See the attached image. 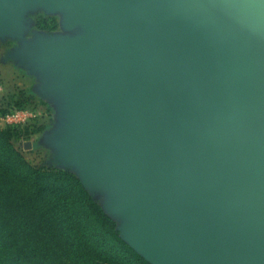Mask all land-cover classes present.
<instances>
[{
	"label": "water",
	"instance_id": "water-1",
	"mask_svg": "<svg viewBox=\"0 0 264 264\" xmlns=\"http://www.w3.org/2000/svg\"><path fill=\"white\" fill-rule=\"evenodd\" d=\"M35 6L90 31L13 56L62 98L57 158L109 189L123 240L151 264H264V0H0V34Z\"/></svg>",
	"mask_w": 264,
	"mask_h": 264
},
{
	"label": "trees",
	"instance_id": "trees-1",
	"mask_svg": "<svg viewBox=\"0 0 264 264\" xmlns=\"http://www.w3.org/2000/svg\"><path fill=\"white\" fill-rule=\"evenodd\" d=\"M48 22L54 23L44 20V29H51ZM8 112L0 109V116ZM22 131L0 127V264H151L123 240L70 167L25 159L14 144Z\"/></svg>",
	"mask_w": 264,
	"mask_h": 264
},
{
	"label": "rangeland",
	"instance_id": "rangeland-1",
	"mask_svg": "<svg viewBox=\"0 0 264 264\" xmlns=\"http://www.w3.org/2000/svg\"><path fill=\"white\" fill-rule=\"evenodd\" d=\"M49 19H53L54 23L48 22L47 26H51V29H44L43 21ZM69 19V9L29 7L19 19L18 31L0 34V109L11 111L15 103H20L23 109L32 114L25 125L19 126L23 133L14 144L21 149L25 159L35 166L67 167L58 160V150L52 140L57 134L66 135L69 129L64 122L62 98L58 95L53 100L43 95L46 84L31 74L13 55L31 49L39 42H50L53 38L68 43L91 35L83 24L71 25ZM0 127L3 128V125L0 124ZM24 129L27 134H24ZM26 143L28 146H25ZM70 168L73 175L81 180L77 170ZM85 189L115 222L117 229L123 228L128 221L120 214L113 213L109 207L108 201L112 196L109 189L100 185L91 190L88 187Z\"/></svg>",
	"mask_w": 264,
	"mask_h": 264
},
{
	"label": "built area",
	"instance_id": "built-area-1",
	"mask_svg": "<svg viewBox=\"0 0 264 264\" xmlns=\"http://www.w3.org/2000/svg\"><path fill=\"white\" fill-rule=\"evenodd\" d=\"M31 116L32 114L25 109H14L0 116V124L3 127L23 126Z\"/></svg>",
	"mask_w": 264,
	"mask_h": 264
}]
</instances>
